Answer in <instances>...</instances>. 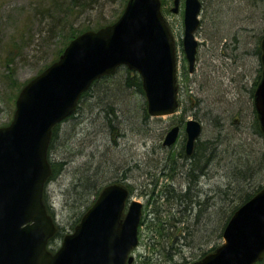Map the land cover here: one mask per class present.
Here are the masks:
<instances>
[{"label":"rangeland","instance_id":"1","mask_svg":"<svg viewBox=\"0 0 264 264\" xmlns=\"http://www.w3.org/2000/svg\"><path fill=\"white\" fill-rule=\"evenodd\" d=\"M34 1H38L36 6L40 8L47 6L46 0L0 1V126L7 125L11 120L19 86L39 72L49 56L58 49L66 32V29L57 30L48 37L43 31L44 14L32 13ZM206 1L201 0L200 24L194 33L198 46L192 71L188 70L181 44L183 0L176 13L170 11L172 0L161 2L163 16L175 41L178 108L174 114L162 117L148 115L145 119L142 110L145 101L143 95L134 90L122 95L120 92L125 91L113 89L115 86L111 83L101 82L98 84L120 96L116 103L120 105L118 113L121 116L118 117L117 123L119 129L107 135V130L103 129L100 120L94 117L96 110L93 113L89 108L83 109L78 117L62 122L58 137L52 141L48 159L64 161L65 165L46 182L44 195L51 207L54 222L63 234L73 230L94 199V194H88L81 187L74 185L80 178L79 171L83 172L87 165L100 171L106 169L105 175L109 179L105 183L114 180L124 183L129 189L131 199L142 202L141 216L144 221L149 222L153 216V206L148 202L149 197L145 191L152 188L153 180L155 181L159 174L160 169L156 170L154 166L162 162V157H166L167 151L172 158L179 160L178 151L184 144V122L187 118L195 117L202 124L198 141L209 142L208 140L216 136L215 132L219 130L215 128V118L221 124L222 134L216 143L214 161L212 165L209 164L207 177H204L203 183L200 184L210 196H214L227 183L226 175L230 170L225 168V165L234 154L235 162L238 157L243 156L249 163L264 165V139L252 127V88L262 67L264 0H254L252 5L246 4L245 0H215L211 3L208 0L205 3ZM125 2L126 0H99V4L87 7L86 11L78 14L77 8L70 9L65 17L67 24L64 28L80 24L94 25L96 20L103 21L100 23L114 20L121 13ZM222 19H225L226 25H222ZM250 20L253 21L252 25L249 24ZM217 25L224 30L230 27L229 31L251 32L249 43L242 45L246 35L239 33L238 49L237 46L233 48V43L230 42L232 48L223 51V42L217 45L218 42L213 39ZM13 42L17 43V46L12 53L14 56L7 64L2 57L7 48L14 46ZM190 102L196 104L191 106ZM204 111L209 114L207 117H203ZM233 117L236 119L233 120ZM175 124L181 127L179 134L175 142L166 148L161 142L163 135ZM67 132L74 136L71 144L66 140ZM247 151L254 153L250 155V159L247 157ZM84 177L87 176H82V180ZM157 177V189L170 182L160 175ZM229 193V199L232 198L235 202L237 196H234L233 192ZM217 206L220 214L221 209L229 210V206L225 208L222 203L216 204ZM220 221L216 219L213 222L212 226L216 230H213L206 243L203 242L194 249L186 247L179 253L175 252L170 262L161 264H186L188 260L184 261L185 258L190 257L191 261L198 258L201 251L216 248L222 241L219 228H216ZM150 236V231L143 223L139 228V241L133 251L132 264H160V258L153 262L152 259L149 261L150 259L146 258L155 255L149 247ZM60 240V237L54 238L50 246H59Z\"/></svg>","mask_w":264,"mask_h":264},{"label":"water","instance_id":"2","mask_svg":"<svg viewBox=\"0 0 264 264\" xmlns=\"http://www.w3.org/2000/svg\"><path fill=\"white\" fill-rule=\"evenodd\" d=\"M177 12L180 0H172ZM200 0H184L181 39L188 69H193ZM262 68L253 105L264 132V37ZM119 65L136 70L149 114H172L177 105L175 46L160 10V0H127L120 16L98 29L73 37L58 58L19 90L10 123L0 127V264H132L142 203L128 199L120 183L102 187L72 232L52 253L47 242L56 227L42 201L50 174L47 149L52 127L74 111L91 82ZM173 125L162 143L172 144ZM189 153L201 131L195 118L185 121ZM126 206V211L124 208ZM223 242L189 264H253L264 257V185L231 214Z\"/></svg>","mask_w":264,"mask_h":264},{"label":"trees","instance_id":"3","mask_svg":"<svg viewBox=\"0 0 264 264\" xmlns=\"http://www.w3.org/2000/svg\"><path fill=\"white\" fill-rule=\"evenodd\" d=\"M46 1L47 6H42L43 8L36 6L38 1H34L32 6L33 14L40 13L44 14L45 16L42 18L44 22L43 31L47 34L48 37L50 34L56 33L57 30L62 31L63 29H66V32H64L63 34V39L61 40L58 49L56 48L55 52H53L49 56V59L44 63V65L40 68L39 71H41L55 58H57L59 53L62 51L63 47L73 36L86 29L97 28L103 24L113 21L109 20L105 23H100L103 21L96 20L93 23L94 25L80 24L74 27L70 25L67 28H64L67 24L65 22V17L68 15V12L71 11L70 9L77 8L76 13H82L86 11L87 7L90 8L92 6H96V4H99L97 3L99 0ZM207 1L205 3H207ZM212 1L214 2L215 0H209V3H211ZM245 1L246 4L254 3V0ZM220 22L222 23V21ZM252 22L253 21L250 20L249 24L252 25ZM47 23L49 24L47 25ZM226 23L227 22H225L224 19L222 25H226ZM219 25H217V31L214 32L215 38L213 37V39L216 41V43L218 42L217 45L219 44V42H223V51L228 48H232L229 45L230 42L233 43V48L237 46L236 48L238 49V43L240 40L238 35L239 33H243L242 35H246V37H244V41L241 42L242 45L249 43L251 32L246 33L249 31L243 32L237 30L229 31L230 27H227L229 29L224 30V28L222 29L218 27ZM245 29L249 30L250 28ZM13 45L14 46H11L10 48L6 49V53H4L2 57V59L7 62V64L8 61H10L14 56V54L12 55V53L14 51V47L17 46V43L14 44L13 42ZM257 77H259V75ZM257 80L255 81L254 85L256 84ZM101 82H106L107 84L111 83L113 84V86H115L113 89L125 91L120 92L122 95H127L128 93H130L129 91L132 92V90H134L135 92L144 96L141 78L138 73L134 70L128 69L125 66H120L113 73L109 75H103L95 79L87 88V90H85L81 94L75 112L66 117L62 122H68L69 120L78 117L79 113L83 109L89 108L93 113L96 110L94 117L100 120L103 129L107 130V135L111 134L113 131H116L117 128L119 129L117 123L119 121L118 117L121 116L118 113V111L120 112V105L116 103H118L120 96L115 95L117 93H113L111 90H107L108 88L102 87L101 84H98ZM22 85L23 84H21L20 86ZM190 104L191 106H193L196 104V102H190ZM142 108L144 114L143 116L146 119L148 117V113L146 110L145 101ZM253 113V130L264 139V134L260 130L255 111H253ZM208 115L209 114H207V112H203V117H207ZM235 119L236 118L233 117V120ZM217 121L219 120L215 118V128L219 130L215 132L216 136L208 140L209 142H204L201 140L198 141L199 139L197 138L193 152L190 156L185 155L182 144L178 151V156H180L178 161L175 160V158H172L171 154L167 151L166 157H162V162L156 163V165L154 166L157 168L156 170L160 169L159 174H157V176L160 175L161 177L166 178V180L170 182H166L163 186L157 189L158 177L156 176V180H153L152 188L150 190L145 191V193L149 197L148 202L153 206V216L150 221H144L143 219L141 222L145 223V227L151 233L149 247L152 251L155 252V255L146 257L150 259L149 261H151L152 259L151 262L158 258H160V264L166 261L170 262L173 253H179L182 249L186 247L189 249H194L196 246L201 245L203 242L210 239L211 233L213 232V230H216L212 226L213 222H215L216 219L218 221L221 220L216 226V228H219L218 230L220 235L227 220L229 219L232 212L237 208V206H239L241 203L251 197L264 183V165H261V163H259V165L258 163L256 164L254 162L249 163V160L245 159L243 156L240 155V157H238L237 161L235 162L234 159L236 158V155L234 154L231 157L230 162L226 161L227 163L225 165V168L230 170V172H227L226 175L228 178L227 183H225L224 186L214 194V196H210L207 190L203 188L202 185H200L203 183V179H205L204 177H207L208 168L210 167L209 164L211 163L212 165L214 161L217 152L216 143L217 140H219L218 137H220V134H222V132L220 131V121ZM62 122L57 123L52 128V136L49 144V150L52 147V141L58 137L61 131ZM71 129L73 128L71 127ZM71 134V132H67L66 136V140L70 144L73 140L72 138L74 137L71 136ZM247 154L248 159H250V155L254 153L251 151H247ZM64 165V161L50 160L51 174L49 176V179L53 178L58 172H60L63 169ZM124 171H126V169ZM79 172L80 178L76 180V184H74L75 187H81L83 191L87 192L88 194L90 193L91 195L94 194L95 196L102 188V186L107 183H105V181L109 179L105 175L106 169H101V171L93 168L91 169V165H87L83 172L82 170H80ZM84 175L87 176L86 178L89 177L90 179H86L84 177V179L82 180V176ZM229 191L233 192L234 196H237L238 199H236L235 202L232 201V198L229 199ZM43 199L49 213L53 215L51 207L48 204L46 195L43 196ZM220 203L224 204L225 208L229 206V210L226 211L225 209H221L222 212L220 214V209H218L219 206L216 207V204L219 205ZM62 235L63 232H61L58 228L54 238L61 237ZM54 238L52 240H54ZM205 252L207 251L203 250L200 252V254L203 255ZM189 258L190 257H188V259ZM186 260L187 259L185 258L184 261ZM256 264H264V259L257 262Z\"/></svg>","mask_w":264,"mask_h":264},{"label":"flooded vegetation","instance_id":"4","mask_svg":"<svg viewBox=\"0 0 264 264\" xmlns=\"http://www.w3.org/2000/svg\"><path fill=\"white\" fill-rule=\"evenodd\" d=\"M193 150H191V152L189 154H185L186 156H190L192 154Z\"/></svg>","mask_w":264,"mask_h":264},{"label":"bare ground","instance_id":"5","mask_svg":"<svg viewBox=\"0 0 264 264\" xmlns=\"http://www.w3.org/2000/svg\"><path fill=\"white\" fill-rule=\"evenodd\" d=\"M202 125V124H201ZM183 150H185V145H183Z\"/></svg>","mask_w":264,"mask_h":264}]
</instances>
